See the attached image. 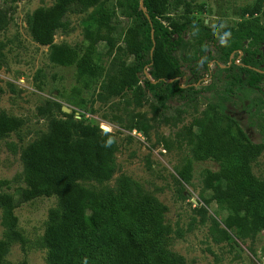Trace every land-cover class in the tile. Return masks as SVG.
Masks as SVG:
<instances>
[{
	"label": "trees",
	"instance_id": "trees-1",
	"mask_svg": "<svg viewBox=\"0 0 264 264\" xmlns=\"http://www.w3.org/2000/svg\"><path fill=\"white\" fill-rule=\"evenodd\" d=\"M193 1L144 0L149 19L140 0H57L32 12L30 31L36 42L52 46L54 63L75 65L83 88L97 84V97L105 103L133 97L140 104L144 96L150 95L165 108L171 99L192 101L205 90L219 88V100L208 104L205 116L197 119L183 137L194 159H211L218 164L206 180L211 199L228 211L225 225L233 231L236 220L242 218L247 226L264 229V175L258 176L252 169L264 143L250 139L239 121L227 112L226 96H222L230 95L235 87L255 88L264 80V72L256 70H264V0H251L242 6L241 19L235 23L215 26L197 16ZM178 7H182L181 13L174 15L172 10ZM90 8L92 23L84 31L81 48L53 43L56 31L68 28L69 11L85 12ZM119 15L126 18L125 25ZM189 31L195 35V52L184 57V65L176 53L185 49ZM103 41L108 43V55L113 54L107 68L96 57L97 46ZM210 61L216 68L213 79L196 87L209 74ZM145 70L158 81L153 83ZM216 78L224 84H217ZM78 94L69 99V113L52 100L40 109V114L47 113L48 131L23 148V184L17 193L7 191L12 185L10 180L0 178L5 228L0 238V264H28L26 259L11 262L6 258L13 241L25 242L14 210L18 204L41 196L58 200L49 210L43 234L49 264H183L170 249L166 208L158 198L139 192V187L128 181L105 187L83 184L112 178L116 143L111 132L91 121L92 116L81 112V117L75 115V108H85ZM52 106L57 107L60 116L51 112ZM22 124V119L1 110L0 140ZM192 170L188 158L177 169L178 177L188 182ZM214 228L225 238L230 237L216 221ZM237 235L244 236L242 227Z\"/></svg>",
	"mask_w": 264,
	"mask_h": 264
},
{
	"label": "rangeland",
	"instance_id": "rangeland-1",
	"mask_svg": "<svg viewBox=\"0 0 264 264\" xmlns=\"http://www.w3.org/2000/svg\"><path fill=\"white\" fill-rule=\"evenodd\" d=\"M56 1L0 0V111L23 121L19 130L0 140V178L12 182L7 191L17 193L18 186L23 184V148L48 131L47 113L40 114V109L48 100L71 107L69 99L79 93L85 104L82 110L93 112L91 121L104 124V130L113 134L116 143V170L112 178L102 183L83 181V184L105 187L128 181L139 187V192L158 198L166 208L165 221L172 238L170 249L182 258L183 264H264V229L247 226L242 218L236 220L233 231L225 225L228 211L211 199L212 191L206 180L210 171L218 169V164L211 159H194L183 137L197 119L205 116L208 104L219 100L220 89L205 90L192 101L171 99L165 108L159 107L150 95L144 96L140 104L133 97L115 98L106 103L99 100L97 84L83 88L77 80L75 65L54 63L52 46L39 44L31 34L32 12ZM250 1L195 0L193 3L198 8L197 16L215 26L241 19L240 8ZM181 10L178 7L172 13L179 15ZM92 11L93 8L85 12L69 11L66 14L69 26L56 31L53 43L81 48L84 31L92 23L89 20ZM119 19L123 25L127 22L122 15ZM184 40H188L185 49L176 54L186 65L184 57L195 52L194 33H186ZM97 47L98 62L107 68L113 56L107 53L108 43L100 42ZM208 65L209 74L196 87L213 79L215 63L210 61ZM183 68L188 72L187 67ZM216 82L224 84L221 79L216 78ZM222 96H226L227 112L239 121L250 139L264 143V80L255 88L235 87L230 95ZM51 112L60 116L56 106H52ZM188 158L192 160V176L183 182L177 169ZM252 169L256 175H264V149L252 162ZM57 201L55 196H41L16 206L18 230L25 242L13 241L7 260L49 264L43 234L49 210ZM2 216L0 207V238L5 232ZM214 221L226 230L229 238L214 228ZM241 227L244 236L237 235Z\"/></svg>",
	"mask_w": 264,
	"mask_h": 264
},
{
	"label": "water",
	"instance_id": "water-1",
	"mask_svg": "<svg viewBox=\"0 0 264 264\" xmlns=\"http://www.w3.org/2000/svg\"><path fill=\"white\" fill-rule=\"evenodd\" d=\"M140 7H141V9L144 11V13L146 14V16L150 19V17H149V14H148V12H147V9H146V7L144 6V0H140ZM151 35H152V38H153V29H152V32H151ZM153 42H154V40H153ZM152 50H153V47H152ZM151 50V51H152ZM240 53H241V51H240ZM256 70H258V71H260V72H264V70H260V69H256ZM145 73H146V75L149 77V74L147 73V70H145ZM150 78V77H149ZM177 79L179 80V81H181V77H177ZM150 80L153 82V83H156L158 80H154V79H152V78H150ZM174 79L172 78V79H168V80H166V81H168V82H171V81H173ZM63 108V110L64 111H66V112H71L72 111V108L71 107H68V106H63L62 107ZM102 126V128L103 129H106L105 127H104V124H101Z\"/></svg>",
	"mask_w": 264,
	"mask_h": 264
},
{
	"label": "built area",
	"instance_id": "built-area-1",
	"mask_svg": "<svg viewBox=\"0 0 264 264\" xmlns=\"http://www.w3.org/2000/svg\"><path fill=\"white\" fill-rule=\"evenodd\" d=\"M75 110H76V111H75V115H76L77 117H81L80 112H81V113H84L86 117H91V115H90L89 113H85L84 111H82V110H80V109H78V108H75Z\"/></svg>",
	"mask_w": 264,
	"mask_h": 264
}]
</instances>
